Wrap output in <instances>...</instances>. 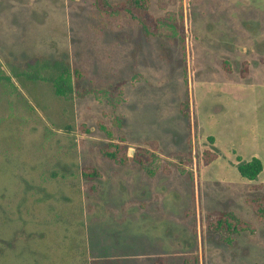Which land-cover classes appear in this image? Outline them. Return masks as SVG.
<instances>
[{
	"label": "rangeland",
	"instance_id": "rangeland-1",
	"mask_svg": "<svg viewBox=\"0 0 264 264\" xmlns=\"http://www.w3.org/2000/svg\"><path fill=\"white\" fill-rule=\"evenodd\" d=\"M151 10L156 34L95 0H0V264H264V219L246 203L264 184L238 170L258 146L264 0H152ZM57 62L79 70L65 96L47 80ZM118 82L115 103L94 91ZM263 110L264 96V125ZM99 120L134 152L158 141L155 174L103 155ZM206 149L217 153L208 163ZM211 209L256 232L208 230Z\"/></svg>",
	"mask_w": 264,
	"mask_h": 264
},
{
	"label": "trees",
	"instance_id": "trees-1",
	"mask_svg": "<svg viewBox=\"0 0 264 264\" xmlns=\"http://www.w3.org/2000/svg\"><path fill=\"white\" fill-rule=\"evenodd\" d=\"M97 8L102 13L110 15H119L122 13L128 14L136 18L143 27V31L148 34L150 31L153 34L158 33L159 23L161 18L154 15L151 10L152 0H95ZM165 5V4H163ZM55 65L56 73L47 80L51 81L54 92L58 96H65L74 90V80L79 75V70H74V74L69 68L63 67L62 62H57ZM227 71H231V66L226 65ZM249 73V64L245 61L241 74L247 77ZM95 93L106 94L110 101L115 103L116 98L113 96L114 92L122 95V83L118 82L113 86V91L105 89H94ZM119 98V97H118ZM122 100V99H120ZM180 110L185 115H190L188 111V103L182 101L180 103ZM98 125L107 137V142L101 147V152L108 158L115 160L120 164H127L131 161L138 162L148 174L154 175L155 169L152 167L154 159L157 155L159 143L156 140H147L143 144L138 145L133 155L129 154V147L126 144L124 136H115L112 127L107 125L104 120H99ZM85 129V128H84ZM88 129V128H87ZM89 130V129H88ZM177 154H185L177 152ZM188 159H192V154L188 152ZM204 163H208L217 157V153L204 150L201 154ZM238 170L240 174L249 179L255 180L263 170V163L259 157H252L247 161H243L238 156ZM82 173L87 178H94L101 174L100 170L93 166H84ZM258 187V185H255ZM246 203L253 209L255 214L264 219V197L247 198ZM203 224L208 230L212 231H226L228 233H239L242 231L256 232V226L245 218L237 216L233 211L211 209L203 214ZM152 264H166L164 258H156Z\"/></svg>",
	"mask_w": 264,
	"mask_h": 264
},
{
	"label": "crops",
	"instance_id": "crops-1",
	"mask_svg": "<svg viewBox=\"0 0 264 264\" xmlns=\"http://www.w3.org/2000/svg\"><path fill=\"white\" fill-rule=\"evenodd\" d=\"M248 64H249V70H250V66H251V63L250 61H246ZM231 66V65H230ZM232 68V67H231ZM232 71V69H231ZM231 71H228V72H231ZM249 74V73H248ZM245 78V77H244ZM232 82V85L233 84H244L243 81L241 80L240 82L236 81V80H231ZM231 84V83H230ZM253 86V91H254V94H255V101H256V114H257V124H256V128H257V140H258V146H257V149L255 151L252 152L251 154V158L252 157H259L261 160H262V163H263V170L262 172L259 174L258 176V183H262L264 184V125L261 124V121H260V113H259V99H261L263 96H264V81H259V82H256L254 83L253 85H251V87ZM259 97V98H258ZM260 104L263 105V103L261 102ZM261 105V106H262ZM263 107V106H262ZM257 108H258V112H257ZM264 111V110H263ZM214 138L215 139V143L217 142L216 141V138L213 137V135L210 136V138ZM250 158V159H251ZM242 176V175H241ZM243 177V176H242ZM245 178V177H244Z\"/></svg>",
	"mask_w": 264,
	"mask_h": 264
},
{
	"label": "built area",
	"instance_id": "built-area-1",
	"mask_svg": "<svg viewBox=\"0 0 264 264\" xmlns=\"http://www.w3.org/2000/svg\"><path fill=\"white\" fill-rule=\"evenodd\" d=\"M192 157H193L194 163H196V150L194 149V147L192 149Z\"/></svg>",
	"mask_w": 264,
	"mask_h": 264
},
{
	"label": "water",
	"instance_id": "water-1",
	"mask_svg": "<svg viewBox=\"0 0 264 264\" xmlns=\"http://www.w3.org/2000/svg\"><path fill=\"white\" fill-rule=\"evenodd\" d=\"M129 154L133 155L134 154V150L132 148H129Z\"/></svg>",
	"mask_w": 264,
	"mask_h": 264
}]
</instances>
